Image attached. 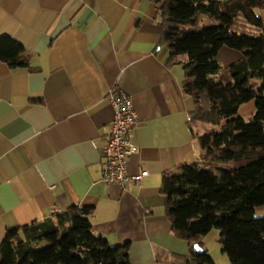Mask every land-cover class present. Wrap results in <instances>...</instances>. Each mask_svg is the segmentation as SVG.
<instances>
[{
	"label": "crops",
	"instance_id": "0c3cea01",
	"mask_svg": "<svg viewBox=\"0 0 264 264\" xmlns=\"http://www.w3.org/2000/svg\"><path fill=\"white\" fill-rule=\"evenodd\" d=\"M199 15L194 27L219 23ZM162 30L155 0H0V37L30 54L16 69L0 58V246L11 227L88 205L96 234L111 245L128 242L132 264H174L190 254L173 230L162 183L202 161L203 151L183 63L168 62ZM241 57L227 46L219 53L223 66ZM114 85L139 114L128 171L148 172L125 189L102 178ZM255 111L252 103L247 116Z\"/></svg>",
	"mask_w": 264,
	"mask_h": 264
},
{
	"label": "trees",
	"instance_id": "16d2710c",
	"mask_svg": "<svg viewBox=\"0 0 264 264\" xmlns=\"http://www.w3.org/2000/svg\"><path fill=\"white\" fill-rule=\"evenodd\" d=\"M155 1L163 20L160 45L170 64L183 63V91L195 100L190 123L203 151L202 161L163 179L173 230L190 245L174 264H217L199 241L214 228L231 264H264V215H257L264 206V0ZM198 14L219 23L194 27ZM225 46L242 57L223 66ZM0 58L14 69L30 62L25 46L9 35L0 37ZM252 99L256 111L246 119L238 112ZM94 212L73 205L9 228L0 264H132L128 242L111 245L96 234Z\"/></svg>",
	"mask_w": 264,
	"mask_h": 264
},
{
	"label": "built area",
	"instance_id": "2783aa9c",
	"mask_svg": "<svg viewBox=\"0 0 264 264\" xmlns=\"http://www.w3.org/2000/svg\"><path fill=\"white\" fill-rule=\"evenodd\" d=\"M107 99L113 106L114 119L104 135L102 178L125 189L130 184H139L148 173L131 174L128 171V158L134 151L133 129L139 122V114L132 96L118 85L110 88ZM55 214L59 215L61 211L57 209Z\"/></svg>",
	"mask_w": 264,
	"mask_h": 264
},
{
	"label": "rangeland",
	"instance_id": "374dc122",
	"mask_svg": "<svg viewBox=\"0 0 264 264\" xmlns=\"http://www.w3.org/2000/svg\"><path fill=\"white\" fill-rule=\"evenodd\" d=\"M201 15L204 14H200L199 16ZM252 103H254V105L256 106V99H252L244 103L240 107L238 114L246 119H249L248 117L250 116L247 115H249L248 113H250L249 111ZM199 241L202 243L203 247H205L213 256L217 264H231L229 255L223 251L221 243V230L219 228H214L207 234L201 235L199 237Z\"/></svg>",
	"mask_w": 264,
	"mask_h": 264
},
{
	"label": "water",
	"instance_id": "95a60500",
	"mask_svg": "<svg viewBox=\"0 0 264 264\" xmlns=\"http://www.w3.org/2000/svg\"><path fill=\"white\" fill-rule=\"evenodd\" d=\"M204 248L202 246H196L195 250L202 251Z\"/></svg>",
	"mask_w": 264,
	"mask_h": 264
}]
</instances>
